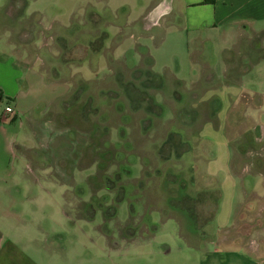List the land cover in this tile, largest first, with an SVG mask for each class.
<instances>
[{
	"label": "rangeland",
	"instance_id": "1",
	"mask_svg": "<svg viewBox=\"0 0 264 264\" xmlns=\"http://www.w3.org/2000/svg\"><path fill=\"white\" fill-rule=\"evenodd\" d=\"M182 9L181 0H0V53L37 49L16 66L0 54V86L23 88L41 65L70 89L44 114L54 137L46 163L2 149L34 143L30 113L43 99L19 126L0 120L5 189L34 193L15 206L43 211L15 229L37 264H264L249 243L260 227L264 243V33L195 32ZM227 235L240 241H217Z\"/></svg>",
	"mask_w": 264,
	"mask_h": 264
},
{
	"label": "crops",
	"instance_id": "2",
	"mask_svg": "<svg viewBox=\"0 0 264 264\" xmlns=\"http://www.w3.org/2000/svg\"><path fill=\"white\" fill-rule=\"evenodd\" d=\"M181 2L183 5L182 11L184 21L187 27L190 30H194L195 32L202 29H219V31H222V37H226L225 34L227 33V38L229 37L233 39L241 37L249 38L252 35L255 36V33L259 31H263L264 33V0H211V2H203V0H181ZM156 16L157 14L155 15V18ZM149 21L154 20L149 19ZM239 45L242 49L240 52L244 55L248 53V49H252L250 42L243 41ZM17 50L18 51H16V53H13L12 49H10L11 54L9 52L4 53L3 51L4 54L0 53L1 59L3 61H8L9 64L11 62L14 66H16L18 63H20L19 60L21 55L23 56L26 53L31 54L32 51L37 49ZM13 54H16L17 56H14ZM44 69L45 67L41 65L34 70L29 67L28 70L32 73L30 74L27 81L24 76L21 78L23 82V88H20V85H16L17 87H15V89L12 91L0 86V90L4 97L8 99V103L4 104V106L8 105L12 111L10 114H7L4 113L2 109V111H0V120L6 119L8 121L10 117L13 116L15 123L17 122L15 126L21 125V117L24 116L25 112L32 111L36 106L34 104H37L40 99H43V102L41 101L40 105L41 108H37L38 112L30 113L28 123L30 127L28 133L30 134V137L34 143L32 145L29 144L25 146L21 145L20 147L18 146L19 148L16 149L17 151L15 152V149H13L14 140H11L10 143L6 142L3 144L2 149L5 154L7 156H13V158L17 159L19 162H22L25 159L26 161H31L34 163H39L41 161L46 163L51 159L53 156L51 148L54 147V137H51V135L53 136V132L51 128H48L49 120H47V117H45L44 114H46L47 107L49 105L55 107L58 99L63 97L67 98L70 93V89L67 87L68 85L63 83L65 79L62 80L61 78L55 77L49 78ZM3 70L4 69H0V72L4 73ZM13 75L19 74H15L13 72ZM39 75H41V77H38ZM16 78L20 79L19 77ZM33 84H36L38 87L40 86V89L37 87L33 89ZM60 86L63 88L62 90L60 89ZM36 89H38L40 93H37ZM23 94L24 96L30 97L28 102L33 101V103L30 105L26 104L25 107H22V104H19L18 106L17 102L23 99ZM24 100L27 101V98H24ZM39 104L40 103H38V105ZM80 141L82 142L81 147H84L86 142L83 135ZM5 182L6 177L0 175V264H37L33 254L31 253V250L28 248V246H30L32 243L16 239L15 229L22 227L24 224V221H22L23 215L27 214L28 212L31 214L37 213V209L41 210V208L28 205L30 204L29 201L25 202L27 203V206H15L16 204L20 203L23 204V202L16 203V199L19 201H22L24 198L28 199L31 198L29 194L33 195L34 193L28 192L29 194H26L27 191L22 192L20 190H6L4 185ZM44 194L48 196L47 192H44ZM255 197L262 199V196L258 194H256ZM260 204L261 205L259 207L263 208L264 201ZM22 207L24 209H28V211L23 210ZM40 212L43 211L41 210ZM46 213L47 211H45L44 215H46ZM34 220L35 222H33L35 227L43 228V226L39 223V220L41 219H38V217L35 215ZM47 227L48 226L45 228ZM258 227H260V225ZM260 228L255 229V240L251 239L249 243L253 242L256 244L257 248L262 250L264 249V243L261 242V237L263 234L261 233ZM217 241L221 243H229L232 241L239 242L240 238L227 235L225 238L222 237L217 239Z\"/></svg>",
	"mask_w": 264,
	"mask_h": 264
},
{
	"label": "trees",
	"instance_id": "3",
	"mask_svg": "<svg viewBox=\"0 0 264 264\" xmlns=\"http://www.w3.org/2000/svg\"><path fill=\"white\" fill-rule=\"evenodd\" d=\"M203 2H211V0H203ZM104 37H105V34H103V35L101 36V39H98V40L100 41V40H102ZM99 45H100V43L97 44V45H96V49H93V50H94V51H97ZM1 102H4V104H7V103H8V99H7L6 97H4L3 93H2L1 90H0V103H1ZM13 118H14V117L11 116L10 119H9V121H12Z\"/></svg>",
	"mask_w": 264,
	"mask_h": 264
},
{
	"label": "built area",
	"instance_id": "4",
	"mask_svg": "<svg viewBox=\"0 0 264 264\" xmlns=\"http://www.w3.org/2000/svg\"><path fill=\"white\" fill-rule=\"evenodd\" d=\"M3 111H4V113H7V114H10L12 112L11 108L8 105L4 106Z\"/></svg>",
	"mask_w": 264,
	"mask_h": 264
}]
</instances>
